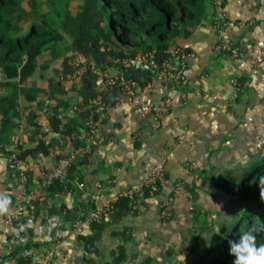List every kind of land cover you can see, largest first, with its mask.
Wrapping results in <instances>:
<instances>
[{"label":"crops","instance_id":"obj_1","mask_svg":"<svg viewBox=\"0 0 264 264\" xmlns=\"http://www.w3.org/2000/svg\"><path fill=\"white\" fill-rule=\"evenodd\" d=\"M223 19L231 23L227 33L242 50L240 57H232L218 47L216 25ZM66 42L70 45L71 38ZM169 43L172 64L186 63L188 82L185 85L160 83L138 56L125 63H109L110 59L100 53L103 56L100 64H104L106 73H117L120 63L128 66L129 76L138 80L141 87L150 84L146 93L154 101L170 97L172 108L160 119L157 128L152 126L155 122L152 115L142 118L124 102L107 110L105 118L99 122L105 142L89 145V153L73 164L72 179L82 187L73 184L70 190L46 191L53 181L35 200V213L24 212L20 223L9 227L7 246L14 249L22 245V255L29 263L38 264L45 252L51 250L50 264H178L173 258L184 253L190 256L193 236L201 237L212 227L218 232L231 220L234 196L221 188L218 177L228 176L242 165L249 166L264 154V65L257 66L264 59V0H225L220 9L209 3L206 17L194 26L191 34L171 38ZM177 48L183 50V55ZM72 51L69 48L64 53L68 68ZM52 53L45 50L36 76L21 84V87H39L37 98L28 95L27 99L18 100L23 116H28L31 109L41 115L38 121L41 132L31 140L25 132L26 124L12 136L13 139L21 132L20 146L25 149L33 147L37 139L43 140L44 126L52 130L49 146L58 151L57 156L45 154L37 159L33 155L24 160L30 190L42 182L60 154L87 145L86 121L97 118V109L89 100L100 98L111 105L120 98L118 89L101 84L94 73L96 68L93 67V72L85 69L82 74L89 72L87 79L77 82L82 74L71 79L68 69L63 73L64 54L62 58L50 59ZM90 61L91 65L96 62ZM0 74L4 77L1 71ZM232 78L243 82L237 92L230 86ZM82 94L89 97L85 100ZM45 104L49 107L47 113L42 112ZM79 110L85 113V130L70 135L54 132L50 114L56 112L63 124ZM169 152L172 156L165 165L164 183L154 194L140 198L137 208L119 201L111 219L95 223L98 226L94 229H98L94 231L86 221L72 225L63 222L64 209L73 208L76 200H82L81 211L87 213L92 194L97 193L102 202L130 185L143 184L157 160ZM178 182L182 183V189L176 191ZM192 184L195 185L193 196ZM0 192L11 194L10 209L23 200L12 168L1 154ZM169 197L172 198V215L165 220L159 213V205ZM2 221L3 216H0V232ZM88 237L93 241L84 244ZM120 254L122 260L116 261ZM5 264L15 263L8 259Z\"/></svg>","mask_w":264,"mask_h":264},{"label":"trees","instance_id":"obj_2","mask_svg":"<svg viewBox=\"0 0 264 264\" xmlns=\"http://www.w3.org/2000/svg\"><path fill=\"white\" fill-rule=\"evenodd\" d=\"M47 2L50 4L49 12L40 13L35 9L26 12L21 7V0H0V71L4 76V81H0V90H3L0 94V150L10 144L15 130L17 132L19 128L23 116L18 109L19 98L27 99L28 95H33L36 99V93L41 91L39 87H21V84L36 76L45 50H56L63 54L69 48L78 50L83 54L85 64H88L96 52L112 63L131 60L154 49L155 60L161 65L170 58V39L189 36L194 26L206 17V6L213 0H83L75 16L69 14L68 0ZM224 3L225 0H222L221 7ZM66 35L72 39L70 45L63 43ZM61 44L63 47H60ZM51 57L55 58L53 53ZM62 62L65 64L63 73L66 74L67 56ZM117 65L128 75V66ZM82 97L86 100L89 96L82 94ZM25 117V132L32 140L34 135L41 132L38 121L42 117L32 109ZM84 118V111L79 110L61 124L58 114L54 112L49 115V122L54 132L80 134V129L85 130ZM38 151L48 153V145L41 139H37L33 147L21 149L19 156L26 160ZM72 169L73 166L68 172L70 178H74ZM260 175H264V154L249 166L242 165L234 173L218 177L221 188L235 197L232 204L235 210L231 212V220L224 223L218 232L210 228L203 242L200 235L192 237L189 251L191 261L187 264H233L235 258L229 254L228 242L238 241L244 233L256 235L257 245L264 243V232L258 231L264 222V201L259 196L258 181L254 182ZM63 190L68 189L57 180L46 189L48 192ZM190 190L193 196L195 185L192 184ZM122 201L127 203L128 199L120 198ZM83 206L82 200L74 201L72 210L64 209L66 219L63 222L72 225L84 220L86 211H81ZM95 223H90L93 231L98 229H94L98 226ZM89 241H93V238L88 237L84 244ZM23 248L22 245L14 248L0 263L5 264L6 260L13 259L15 264H31L22 255ZM121 260L122 254L116 257V261Z\"/></svg>","mask_w":264,"mask_h":264},{"label":"built area","instance_id":"obj_3","mask_svg":"<svg viewBox=\"0 0 264 264\" xmlns=\"http://www.w3.org/2000/svg\"><path fill=\"white\" fill-rule=\"evenodd\" d=\"M213 4L216 5L218 9L221 8V0H213ZM251 22L250 24H253ZM230 24V21L223 19L218 25H216V30L219 36L218 47L221 51L229 54L232 57H240L242 55V50L229 39V35L227 33ZM177 51L183 55L182 49L177 48ZM155 54L156 52L154 49L150 50L147 53L138 56V60L145 62L146 65L152 69L151 72L153 76L155 75L156 79L164 85H167L169 82H174L179 86L187 84L188 79L185 73L186 63L184 61L174 65L170 59H167L163 61L161 65H159L155 60ZM123 62L125 63V60ZM69 63V76L71 79L75 80L86 69L85 58L78 50H73ZM262 65H264V59L261 60L257 66L259 67ZM256 71L257 69H254V72ZM95 73L103 86L115 87V89H118L120 98L111 105H107L105 100L100 98H92L89 100V103L97 109V118L95 121L91 120L90 118H88L86 121L88 141L87 145L84 147L72 148L68 153L63 155L60 154L56 165L44 174L42 182L39 185H37L34 189H29V174L27 173L26 163L19 156L22 149L20 146V137L22 136L21 132H19L12 139L10 144L0 150L1 156L5 158L7 164L12 168L13 176L16 179L17 190L23 197V200H20L13 209H10L7 214L3 215L2 229L0 232V262L3 260L5 255L13 251V248L8 247L5 242L9 227L20 223L24 217V212L29 214L35 213V200L37 201V199L40 198L44 187L46 188L47 185L55 180L59 181L60 184H62L64 188L68 190H70L73 184L75 186L77 185L79 188L82 187L80 182L78 183L77 180L68 176L69 169L80 156L89 153V145H98L105 142V138L99 129V122L105 118L106 112L111 106L120 105V103L124 102L132 108L135 114L142 118L147 115H152L155 119L154 124H152L154 128L159 126L160 119L169 113L172 108L173 101L170 97H165L159 102L154 101V99L146 93L150 88V84L141 87L138 80L130 77L129 74L126 75V70L118 69V72L115 74H109L99 70H96ZM2 79L3 77L0 74V80ZM242 84L243 82L238 78H232L230 81V86L234 92H237ZM48 110V104H45L43 106L42 112L47 113ZM26 121V117L23 116L19 123V130H22L26 127ZM43 130L45 133L43 140L49 147L47 154L50 157H55V155L57 156L58 151L55 148L49 146L52 130L48 126H44ZM35 156L37 159H40L45 156V153L38 151L35 153ZM171 156L172 152H169L160 157L143 184L130 185L123 189L118 195L102 202H99L100 198L97 193L92 194L90 197V204L86 213V217L84 220H80L78 222L86 221L87 223H98L104 220H110L113 209L120 201V198L128 199V203L131 208H137L138 200L140 198L144 197L145 195L154 194L164 183L166 179L165 165ZM181 189L182 183L178 182L175 185V190L179 191ZM189 196H191L190 193ZM159 213L165 220L170 218L172 215L171 197L160 203ZM52 258L53 252L51 250H47L43 259L38 264H50Z\"/></svg>","mask_w":264,"mask_h":264},{"label":"clouds","instance_id":"obj_4","mask_svg":"<svg viewBox=\"0 0 264 264\" xmlns=\"http://www.w3.org/2000/svg\"><path fill=\"white\" fill-rule=\"evenodd\" d=\"M256 181H258L260 199L264 201V175H260L254 182ZM11 204V194L0 192V216L10 211ZM258 231L264 232V222L261 223ZM256 239V235L248 232L242 234L238 241L228 242L229 254L235 258L233 264H264V243L257 245ZM179 258L184 264V258Z\"/></svg>","mask_w":264,"mask_h":264},{"label":"rangeland","instance_id":"obj_5","mask_svg":"<svg viewBox=\"0 0 264 264\" xmlns=\"http://www.w3.org/2000/svg\"><path fill=\"white\" fill-rule=\"evenodd\" d=\"M47 1L48 0H21V7L24 8V10L26 12H28L29 10L35 9V11H38L40 13H47V12H49V9H50V4ZM82 1L83 0H68V9H69V14L71 16H75V14L77 13V10H78L79 6L81 5ZM67 36L68 35H66V39L63 42L64 44L67 43L66 45L69 44L68 42H66V40L69 41V39L71 38L70 36H68V37ZM71 41H72V39H71ZM60 47H63V44H61ZM62 54L63 53L56 52V50H54V52H53V55L55 56V58L57 56H59V57L62 56ZM50 56H51V54H50ZM62 57H60V58H62ZM60 58H59V60H60ZM104 58H105V56H104ZM93 60L95 61L94 57H93ZM89 62H91V61H89ZM104 62H105V60H104ZM102 65H104V64H100V63H96V62H95V64H92V65L89 64V63L88 64H85L86 70H88V71H92L93 72L94 68H96V70H100V71L107 72L105 70L104 66L102 67ZM87 75H89V72L83 73L78 79H76V81L77 82H81L80 80L83 81V80L87 79ZM232 173H233V171H232ZM234 175H236V173ZM231 200H232V204H233V202L235 200V197L234 198L232 197ZM234 210H235V207H234L233 211ZM208 235H209V233L208 232H205L201 237H202V239H205ZM175 255H176V253H175ZM185 256H186V254L184 253V255H181L180 257H183L184 258V264H187L188 262L191 261V258H190V256H186V257ZM114 257H115V255H114ZM173 260H175V262L177 260L178 264H183V261L179 257H176L175 256V258H173Z\"/></svg>","mask_w":264,"mask_h":264},{"label":"water","instance_id":"obj_6","mask_svg":"<svg viewBox=\"0 0 264 264\" xmlns=\"http://www.w3.org/2000/svg\"><path fill=\"white\" fill-rule=\"evenodd\" d=\"M93 56H94V59H95V61H96V63H100L101 62V60L100 59H102L103 58V56H101L99 53H94L93 54ZM152 71V69L150 70V72ZM97 116V115H96ZM215 228V227H214ZM215 231L217 232V229L215 228ZM1 264V263H0Z\"/></svg>","mask_w":264,"mask_h":264}]
</instances>
